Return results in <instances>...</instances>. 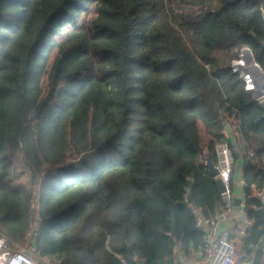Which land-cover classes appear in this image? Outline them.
Segmentation results:
<instances>
[{
    "label": "trees",
    "instance_id": "trees-1",
    "mask_svg": "<svg viewBox=\"0 0 264 264\" xmlns=\"http://www.w3.org/2000/svg\"><path fill=\"white\" fill-rule=\"evenodd\" d=\"M185 1L0 0V228L22 241L37 225L54 264L193 262L194 208L225 205L218 142L233 178L245 154V251L264 240V103L232 69L247 47L264 70V9ZM18 153L44 173L37 208Z\"/></svg>",
    "mask_w": 264,
    "mask_h": 264
},
{
    "label": "built area",
    "instance_id": "built-area-1",
    "mask_svg": "<svg viewBox=\"0 0 264 264\" xmlns=\"http://www.w3.org/2000/svg\"><path fill=\"white\" fill-rule=\"evenodd\" d=\"M232 69L239 73L246 82V88L255 92L261 87L264 90V72L256 61L254 53L248 48L242 49L240 56L233 59ZM264 103V93L258 97ZM254 151H250L252 155ZM216 165L219 173L216 178L225 185L223 196L228 195L229 201L215 213L205 215L196 211V225L204 231V244L197 264H254V255L245 251L244 236L247 234L253 219L247 211L246 196L241 197L240 205L236 206L233 197L234 178L233 170L235 157L228 142H218L215 147ZM243 186L246 185L242 180ZM255 187V184H253ZM262 195V191H258ZM196 210V208H194ZM242 217L238 233L225 222L236 214ZM37 231L33 229L24 240L18 241L0 228V264H54L48 257L41 255L35 241ZM264 241V240H263ZM262 258H264V245ZM174 264H190L182 259H176Z\"/></svg>",
    "mask_w": 264,
    "mask_h": 264
},
{
    "label": "crops",
    "instance_id": "crops-1",
    "mask_svg": "<svg viewBox=\"0 0 264 264\" xmlns=\"http://www.w3.org/2000/svg\"><path fill=\"white\" fill-rule=\"evenodd\" d=\"M233 121H234V123L231 124L232 128H233V132L231 134H233L235 138L239 139L240 136H239L238 131L236 130L237 121H236V119H233ZM227 134H229V133L227 132ZM206 150H207V147H206ZM244 165H245V154L239 160L237 171L234 174V192H235L237 197H242L243 195H245L243 192V184H242V180L244 179V177H243ZM223 199H224V197H223ZM224 203H226L225 200H224ZM236 206H238V205L236 204ZM195 208H196L195 213L197 211V212H200V213L205 214V215L211 214V213L210 214L207 213L203 208H200V207H195ZM241 222H242V217L239 214V212L236 211V214L233 217H231L230 219H228L224 225L231 226L235 231H238L239 227L241 226ZM201 252L202 251L200 248L196 252L195 257L193 258V262L191 261L190 264H197L196 260L200 256ZM178 253H179V251H178Z\"/></svg>",
    "mask_w": 264,
    "mask_h": 264
},
{
    "label": "water",
    "instance_id": "water-1",
    "mask_svg": "<svg viewBox=\"0 0 264 264\" xmlns=\"http://www.w3.org/2000/svg\"><path fill=\"white\" fill-rule=\"evenodd\" d=\"M261 1L262 3V6H263V9H264V0H259ZM248 50L252 51L250 48H248ZM262 68V67H261ZM262 71L264 72V70L262 69ZM264 93V90L263 88L261 87L260 89H258L256 92H255V97H259L260 95H262ZM226 130L229 134H231L233 132V128H232V125L226 121ZM206 165L209 169V172L210 174L213 176V177H217L218 173H219V170H218V167L216 165V162L214 161V159L211 157V156H208L206 158ZM217 180V183L219 185V188L221 190V192H223L225 190V185L224 183L222 182L221 179L219 178H216ZM224 200L225 202H228L229 201V196L228 195H224ZM233 200L234 202L237 204V205H240L241 203V197H237V196H234L233 197ZM193 202V195L192 193L190 192L189 193V196H188V199L185 200V201H182L181 203H184V204H189ZM262 211H263V214H264V205L262 207ZM263 245H264V241L261 240L255 250V255H254V264H262V252H263ZM132 254L134 255L135 253L132 251ZM145 264V263H143Z\"/></svg>",
    "mask_w": 264,
    "mask_h": 264
},
{
    "label": "rangeland",
    "instance_id": "rangeland-1",
    "mask_svg": "<svg viewBox=\"0 0 264 264\" xmlns=\"http://www.w3.org/2000/svg\"><path fill=\"white\" fill-rule=\"evenodd\" d=\"M192 1H195V0H186L184 3H181L180 5L181 6L189 5ZM82 17L80 18V23L82 22ZM69 25H71V24H68L66 26V29L70 27ZM58 37H61V34H58ZM77 160L79 161L80 158L76 159L75 161H77ZM14 162H15V165H16L17 171H18V173L14 177V180L16 183H22V184L27 185V187L29 189L32 187L35 189V197H34L33 207L37 208L38 207V201H39L40 189H41V181H42V177H43L44 173L40 177H38V180L36 183H33L31 175L28 171V168L22 159L21 153H18L17 155H15ZM35 226L37 227V225H35ZM35 226L33 229H37ZM236 232L238 233V231H236ZM262 260H264V259H262Z\"/></svg>",
    "mask_w": 264,
    "mask_h": 264
}]
</instances>
